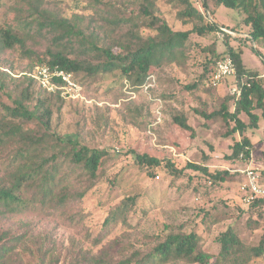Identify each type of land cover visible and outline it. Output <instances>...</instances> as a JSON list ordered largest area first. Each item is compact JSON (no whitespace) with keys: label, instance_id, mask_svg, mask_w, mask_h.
I'll return each mask as SVG.
<instances>
[{"label":"rangeland","instance_id":"obj_1","mask_svg":"<svg viewBox=\"0 0 264 264\" xmlns=\"http://www.w3.org/2000/svg\"><path fill=\"white\" fill-rule=\"evenodd\" d=\"M126 1L103 0L106 7L101 8L89 5L87 0H48L43 5L46 10L69 18L83 30L92 32L101 31L107 18L130 14L134 9L132 0ZM207 1L214 12L216 25L233 30L234 36L230 40L211 35L202 43L192 36L188 62L179 68L160 69L143 87H133L122 79L119 71L90 79L80 76L78 81L83 98L54 101V133L66 141L79 139L90 148L108 153L103 163V178L83 200L72 203L69 208L53 210L46 207L13 214L0 210V232L26 238L9 264H88L104 253L125 260L133 251H149L162 243L163 235L169 232L167 227L187 234L197 232L202 237L203 250L214 257L220 253L218 238L230 227L238 233L247 251L260 245L264 237V206L255 210L244 202L241 172L252 169L264 175V122L247 134L252 144L249 159L242 155L233 161L229 158L234 146L242 141L239 134L227 137L235 124L228 126L222 118L207 124L198 112L220 111L226 99L233 97L237 83L232 78L219 88L208 87L207 81H203L206 57L202 46L215 44L220 54L227 46L243 51L242 60L247 71L264 78V43L251 41L250 28L245 25L242 13L225 7L216 8L212 1ZM27 2L0 0V28L16 26L15 21L20 17L17 10H27ZM200 4L197 0V6ZM159 5L161 17L173 30L192 28L182 26L175 8L165 2ZM145 34L152 33L146 31ZM28 48L40 55L47 49H57L51 45V38L33 32ZM30 66L31 62L20 50L1 55V69L15 81H23ZM187 86L201 88L187 90ZM11 87L15 85L11 84ZM33 90L42 94L38 85ZM0 102L11 105L4 94L0 95ZM228 107L231 113L235 112L234 103L230 102ZM158 110L162 114L159 123ZM174 112L184 114L195 136L174 125ZM239 118L249 124L245 114ZM14 151V147L0 146L1 179H7V170L22 158ZM132 153L156 158L163 166L171 162L176 170L195 164L214 174L227 172L231 177L223 183L213 184L192 171L176 178L162 167L155 170L156 177L151 178L149 171L134 163ZM65 185L78 194L86 190V184L75 177ZM129 196L139 198L130 215V225H120L104 236L102 226L109 211ZM205 213L214 214L215 223H202ZM250 264H264V258Z\"/></svg>","mask_w":264,"mask_h":264},{"label":"trees","instance_id":"obj_2","mask_svg":"<svg viewBox=\"0 0 264 264\" xmlns=\"http://www.w3.org/2000/svg\"><path fill=\"white\" fill-rule=\"evenodd\" d=\"M46 1L28 0L27 10H17L20 17L15 21L16 26L0 28V95H7L11 101V105L0 102V146L14 147L17 154L22 156L7 170V179L0 178V210L10 214L46 207L64 209L83 200L101 182L103 163L109 156L105 151L86 146L79 139L66 141L53 132V103L55 100H65L59 95L34 92L37 83L31 75L37 67L48 65L65 70L74 75L78 84L80 76L90 79L119 71L123 80L140 88L160 69L185 65L191 54L192 36L203 43L220 30L206 0H200V7L197 0H132L134 9L130 14L107 18L101 31L92 32L83 30L69 18H61L46 10L43 5ZM210 1L216 8L225 7L242 13L245 25L250 28L251 41L254 44L264 43V0ZM87 2L97 8L106 7L103 0ZM161 2L176 9L177 19L182 26L192 28L188 31L173 30L161 17ZM126 3L130 2L127 0ZM146 31L152 34L146 35ZM32 32L51 38V45L57 49H47L42 55L32 52L28 48ZM230 39V36H226L224 40ZM14 50H20L31 62L23 81H15L12 75L1 69V55ZM202 52L206 57L203 81H207L211 89H216L210 81L217 63L225 57L233 59L240 96L227 98L218 112L198 113L207 124L217 118H222L228 126L234 123L235 127L228 131L227 137L239 134L242 141L236 143L229 159L234 161L242 155L249 159L252 144L247 134L249 130L258 129L261 121L264 122V78L247 71L242 60L243 51L227 46L226 51L220 54L215 44H206L202 46ZM253 52L262 58L258 52ZM11 84L15 87L10 88ZM199 87L187 86L186 89ZM230 102L234 103V113L229 111ZM242 114L249 118L248 125L239 118ZM172 121L181 130L195 136L184 114L174 112ZM132 155L134 163L149 171L151 178H155V170L162 167L176 178H182L187 171H192L203 175L213 184L223 183L231 177L227 172L214 174L206 167L195 164L176 170L171 162L163 166L156 158L137 153ZM261 176L264 184V175ZM72 177L86 184L83 193L78 194L65 185ZM138 200V196H129L112 208L103 223L102 234L108 236L120 225H130L129 218ZM263 206L264 200L250 205L255 210ZM213 219L214 214L205 213L202 223H215ZM166 231L169 232L163 235L164 241L149 251H133L125 260L104 253L88 264H250L264 258V237L258 247L247 251L232 227L218 238L220 253L217 257L203 250L202 237L197 232L187 234L168 227ZM25 239L10 232H0V264H9Z\"/></svg>","mask_w":264,"mask_h":264},{"label":"built area","instance_id":"obj_3","mask_svg":"<svg viewBox=\"0 0 264 264\" xmlns=\"http://www.w3.org/2000/svg\"><path fill=\"white\" fill-rule=\"evenodd\" d=\"M208 17L210 16L208 15ZM216 36L218 39L223 40L226 36H234V33L228 28H220ZM31 77L37 83L39 89L50 96L59 95L65 101L83 98L82 87L75 81L74 75L65 70L43 65L37 67ZM232 78L237 82L236 66L232 58L225 57L217 63L215 72L211 77V86L219 88ZM232 96H240L237 83L233 88ZM161 117V111L158 110V123L161 122ZM241 174L245 178L242 188L244 202L251 205L258 200H264V184L262 183L261 174L252 169L242 171Z\"/></svg>","mask_w":264,"mask_h":264}]
</instances>
